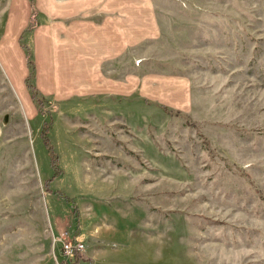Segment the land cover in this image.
I'll use <instances>...</instances> for the list:
<instances>
[{
	"label": "rangeland",
	"instance_id": "1",
	"mask_svg": "<svg viewBox=\"0 0 264 264\" xmlns=\"http://www.w3.org/2000/svg\"><path fill=\"white\" fill-rule=\"evenodd\" d=\"M142 6L134 92L56 100L35 75L38 4L0 0V54L13 61L10 77L0 60V264H264V0ZM48 123L61 171L49 186L75 201L77 226L45 188ZM62 235L83 243L78 257Z\"/></svg>",
	"mask_w": 264,
	"mask_h": 264
},
{
	"label": "crops",
	"instance_id": "2",
	"mask_svg": "<svg viewBox=\"0 0 264 264\" xmlns=\"http://www.w3.org/2000/svg\"><path fill=\"white\" fill-rule=\"evenodd\" d=\"M35 2L42 20L31 32L38 54L34 60L35 75L42 93L59 100L134 92L136 76L133 65L128 70V52L135 46L136 39L150 34L149 6L136 7V0ZM136 13L142 17H137ZM25 18H29L28 13ZM9 23L0 46L5 43ZM11 59L1 52L0 60L10 77L13 70ZM120 62L126 65L122 72L125 82L118 79ZM25 101L29 106L26 98Z\"/></svg>",
	"mask_w": 264,
	"mask_h": 264
},
{
	"label": "trees",
	"instance_id": "3",
	"mask_svg": "<svg viewBox=\"0 0 264 264\" xmlns=\"http://www.w3.org/2000/svg\"><path fill=\"white\" fill-rule=\"evenodd\" d=\"M33 27H34L33 25L29 24L27 30H31V29H33ZM28 55H29V53L26 50V57H27L28 65H32V60L30 59V57ZM32 67H33V65H32ZM31 77H34V72L32 70L30 71V73L28 74V76L26 78V84H27V87L29 89L31 98L33 100H37V101L38 100H42V96L41 97L39 96V92H38L36 86L33 83L30 82ZM38 103L40 104V101H38ZM49 126H50L49 123L47 125H44V128L42 129V131L40 133V137L43 140V143H44V145L46 147L48 156L50 158V163H51L52 171H53L52 172V175L50 176V178H48L45 181V188H46L47 191L52 192L55 195H57L58 197L66 200L71 205V207L73 209V218H74L75 223H76V226H77L78 225V215H79V212H78V208H77V205H76L75 201L71 197H69L68 195H66L63 191H60V190H54L53 191L50 188V186H49V182H51L54 179L58 178L60 176V173H61L60 168L57 166L58 156L54 152L53 144L51 143L50 138L48 136ZM73 256L78 257V254L76 253ZM72 264H78V263H75L74 262Z\"/></svg>",
	"mask_w": 264,
	"mask_h": 264
},
{
	"label": "built area",
	"instance_id": "4",
	"mask_svg": "<svg viewBox=\"0 0 264 264\" xmlns=\"http://www.w3.org/2000/svg\"><path fill=\"white\" fill-rule=\"evenodd\" d=\"M63 235H62V238H60L59 240L62 244V250L65 255L73 256L84 248L83 243L79 241H71L69 240L68 237L63 236Z\"/></svg>",
	"mask_w": 264,
	"mask_h": 264
},
{
	"label": "water",
	"instance_id": "5",
	"mask_svg": "<svg viewBox=\"0 0 264 264\" xmlns=\"http://www.w3.org/2000/svg\"><path fill=\"white\" fill-rule=\"evenodd\" d=\"M8 121H9V113H4L0 119V129L6 127L8 125Z\"/></svg>",
	"mask_w": 264,
	"mask_h": 264
}]
</instances>
